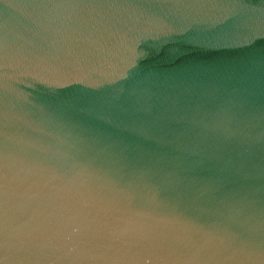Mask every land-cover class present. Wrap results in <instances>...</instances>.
I'll list each match as a JSON object with an SVG mask.
<instances>
[{
    "label": "water",
    "instance_id": "water-1",
    "mask_svg": "<svg viewBox=\"0 0 264 264\" xmlns=\"http://www.w3.org/2000/svg\"><path fill=\"white\" fill-rule=\"evenodd\" d=\"M0 264H264V0H0Z\"/></svg>",
    "mask_w": 264,
    "mask_h": 264
}]
</instances>
